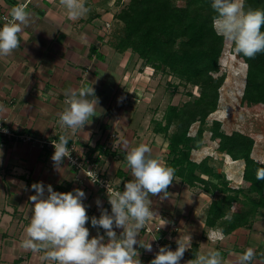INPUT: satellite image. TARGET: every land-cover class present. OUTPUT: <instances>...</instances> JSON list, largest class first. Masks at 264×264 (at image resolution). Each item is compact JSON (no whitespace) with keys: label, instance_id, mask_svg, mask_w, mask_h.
Segmentation results:
<instances>
[{"label":"crops","instance_id":"0c3cea01","mask_svg":"<svg viewBox=\"0 0 264 264\" xmlns=\"http://www.w3.org/2000/svg\"><path fill=\"white\" fill-rule=\"evenodd\" d=\"M19 3L27 4L32 16L30 25L19 34L20 47L10 56L0 57V120L13 134L27 135L30 140L0 132V264H54L45 259L43 250L33 253L20 246L32 215L29 197L35 195L31 187L34 183L45 185V196L48 185L57 192H74L77 188L84 191L82 202L89 216L85 225L89 239L99 234L107 242L105 231L92 227L91 217L99 218L101 208L111 214L107 192L92 183L84 170L75 169L64 159L62 170L57 171L51 159L54 149L48 142L58 141L66 131L58 122L65 107L66 90L94 88L99 98L96 116L69 144L75 145L76 153L95 156L102 174L122 191L132 179L126 166L124 141L129 147L149 145L153 158L166 165L169 149L168 143L160 145V138L147 132L153 117L147 107L140 105L146 98L141 94L134 100V89L128 86L139 57L131 50H115L109 40L116 21L114 2L85 0L89 12L71 20L59 0H0V27L2 15H8L10 8ZM112 132L118 136L111 137ZM164 147L167 153H161ZM167 191L164 199L162 194L150 196L151 208L158 216L149 223L150 232L140 230L138 239L152 244L151 252L137 246L142 264H150L154 258L157 241L175 250L176 241L187 235L191 236L192 246L180 264H187L197 252L209 249L219 250L225 261L236 264L237 255L247 248L255 250V264L264 262L259 255L264 254V227L259 226L264 224L263 218H257L251 227L239 226L226 232L222 226L205 222L203 211L209 206L211 195L196 191L177 176ZM201 199L204 205L198 207ZM162 220L168 223L160 228ZM157 224L159 229H155ZM114 230L118 236L122 232ZM213 233L219 236L213 237Z\"/></svg>","mask_w":264,"mask_h":264},{"label":"clouds","instance_id":"9594fccd","mask_svg":"<svg viewBox=\"0 0 264 264\" xmlns=\"http://www.w3.org/2000/svg\"><path fill=\"white\" fill-rule=\"evenodd\" d=\"M59 4L71 20H77L89 12L85 0H59ZM211 8L215 12L212 17L214 31L232 43L236 54L251 59L264 52V9H246L245 0H212ZM31 16L25 3L10 8L8 16L4 18L5 23L0 27V57L10 56L20 47L19 34L30 25ZM64 104L58 122L66 131L57 142H53L55 150L51 157L57 171L62 170L65 158L71 159L69 140L81 133L96 116L99 98L92 86L68 89ZM124 148L126 166L132 179L123 185V191L108 188L111 214L101 208L99 218L91 217L92 227L102 228L107 242L99 234L89 239L90 232L85 226L89 216L82 202L85 198L83 190L77 188L74 192H57L48 185V195L45 196V185L38 182L31 186L35 192L29 197L33 205L32 215L25 228L26 238L21 241V248L33 253L43 250L45 259L54 264H142L137 246L151 252L152 244L138 239L140 230L158 216L151 208L150 196L162 194L161 199L167 198V189L173 182L175 169L153 158L152 149L145 143L129 147L128 142L124 141ZM255 178L264 181V167L257 169ZM90 180L94 184L98 182L96 176ZM96 203L101 207L99 200ZM225 219L230 220L231 217ZM167 223V220H162L160 228ZM114 228L122 229L119 236ZM212 236H219V233ZM176 243L175 250L160 247L150 264H180L185 252L192 246L191 236H180ZM255 255L253 248H247L237 255L236 264H255ZM187 264L229 262L224 260L219 250L209 249L207 252H197Z\"/></svg>","mask_w":264,"mask_h":264},{"label":"trees","instance_id":"16d2710c","mask_svg":"<svg viewBox=\"0 0 264 264\" xmlns=\"http://www.w3.org/2000/svg\"><path fill=\"white\" fill-rule=\"evenodd\" d=\"M212 0H130L115 14L121 28L110 30L115 50H131L142 61V68L162 71L177 78L168 81L173 92L180 87L190 96L182 105L169 103L161 119L153 117L154 132L168 140L167 165L189 186L201 187L212 196L206 224L222 226L228 232L239 226L251 227L264 213V181L256 180L257 169L264 163L252 157L254 139L249 135L221 130V122L206 125L208 115L218 107L219 89L225 79L220 73V56L225 41L212 27L215 12ZM264 9V0H245V8ZM264 31V28H262ZM237 57L247 65L245 87L240 99L243 106H264V52L255 58ZM191 87H197L195 94ZM198 122L195 133L191 125ZM175 126L173 131L172 126ZM205 130L218 140V150L234 160L243 159V184L230 186L225 172L212 164V156L192 159L194 148L201 147ZM260 215V216H262ZM225 217H231L230 220ZM264 258V254H259ZM195 258V257H194Z\"/></svg>","mask_w":264,"mask_h":264},{"label":"rangeland","instance_id":"374dc122","mask_svg":"<svg viewBox=\"0 0 264 264\" xmlns=\"http://www.w3.org/2000/svg\"><path fill=\"white\" fill-rule=\"evenodd\" d=\"M111 1L114 2L116 14L123 7H125L130 0ZM122 26L123 22L117 20L113 23L112 30L116 27L119 29ZM219 61L221 70L217 74L224 73L225 79L219 89L217 110L208 115L206 125H211L213 120H217L221 122V130L225 133L231 134L233 131H238L249 135L254 139L252 157L257 161L264 163V106L262 104L243 106L240 103L245 87L247 65L237 57L233 45L229 41H225ZM136 66L135 74L131 77L130 84L128 83V86L133 87L131 89H134L132 90L134 100H138L142 97V95H144V98L146 99H143L140 105H143V108L147 107L146 109L151 112V119L152 117L160 119L169 103L178 104L180 106L183 102L190 98V96L186 94V89L184 87H180L175 92H173V87H168V81L171 83L177 82V78L171 76L170 74L163 73L162 71L153 72V70L149 67H143V70H141V60L137 62ZM191 88L195 94H198L197 87ZM138 89L142 92L140 93L139 91V96H137ZM147 104H149L150 107ZM147 126H149L146 129L147 132H151V135L160 138V145H163L165 142L168 143V140L163 136V134H155L153 132V124L151 121ZM197 128L198 122L193 123L191 125L190 132L192 134L195 133ZM174 129L175 126L173 125L170 131H173ZM218 145V140H213L211 138L210 130H205L201 147L197 149L194 148L192 150L193 154H191V157L196 161H200L207 155L212 156V164L216 166L218 171L225 172L230 181V186L238 187L239 185H242V175L244 169L243 159H238L236 162H233L235 160L232 159L230 155L226 156L218 150ZM166 148L167 147H164V150L161 153H167L165 150ZM225 161L230 162V164L228 165ZM230 168L234 169L232 174L230 173ZM194 188L196 191H202L205 195L210 196V194H208L203 188ZM198 202V207H202L205 201L201 199ZM209 204L210 201H208V205ZM207 208L205 211L202 209V211L207 213ZM260 215H258V218L264 219V213L262 216ZM259 226L264 227V224L261 223Z\"/></svg>","mask_w":264,"mask_h":264},{"label":"built area","instance_id":"2783aa9c","mask_svg":"<svg viewBox=\"0 0 264 264\" xmlns=\"http://www.w3.org/2000/svg\"><path fill=\"white\" fill-rule=\"evenodd\" d=\"M8 16L6 14L2 15V20H3V24L5 23V17ZM109 25V23L107 24ZM0 132L11 136L14 135L16 138H21L23 140H30V137L27 135H15L13 134L7 127H5L2 123V121L0 120ZM111 137H116L118 136V134L116 132H112L110 133ZM53 142H57L56 140L50 141L48 142L49 145L52 146V149H54L53 147ZM69 149L71 150V159L69 158H65L68 163L70 164V166L74 167L75 169H82L85 171L86 175L91 179L93 176L97 177L98 182L96 183L98 186H100L101 188H103L106 192L109 188V190H119L122 191L121 189H119L118 186H116L111 180H109V178L105 177L102 174V171L99 167L98 161L96 159L95 156L90 155H83L81 153H76L75 149V145L74 144H68ZM55 150V149H54ZM74 161V163H73ZM144 229L147 232H150L152 230L151 226L149 225V223L144 227ZM155 229H159V224L156 225ZM156 247H157V252L159 250L160 247L164 246L162 242L157 241L155 243Z\"/></svg>","mask_w":264,"mask_h":264},{"label":"bare ground","instance_id":"6f19581e","mask_svg":"<svg viewBox=\"0 0 264 264\" xmlns=\"http://www.w3.org/2000/svg\"><path fill=\"white\" fill-rule=\"evenodd\" d=\"M237 160H235V161H233V162H236ZM227 162V164L229 165L230 164V162H228V161H226ZM230 170V173L232 174L233 173V171H234V169L233 168H230L229 169Z\"/></svg>","mask_w":264,"mask_h":264}]
</instances>
